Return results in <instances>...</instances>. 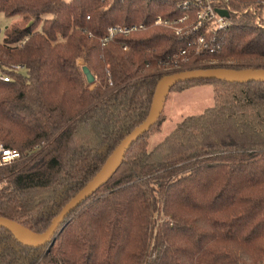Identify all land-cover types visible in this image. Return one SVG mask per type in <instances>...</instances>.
Returning <instances> with one entry per match:
<instances>
[{
	"label": "trees",
	"instance_id": "trees-1",
	"mask_svg": "<svg viewBox=\"0 0 264 264\" xmlns=\"http://www.w3.org/2000/svg\"><path fill=\"white\" fill-rule=\"evenodd\" d=\"M184 1L0 0V15L20 19L0 42V145L20 154L0 168V218L45 233L147 118L165 76L264 70V0H228L219 32L196 29L199 8ZM140 25L104 42L109 28ZM212 35L218 48L197 53ZM199 85L212 107L149 149L157 120L53 243L29 248L0 228V264H264V83L171 91Z\"/></svg>",
	"mask_w": 264,
	"mask_h": 264
},
{
	"label": "water",
	"instance_id": "water-1",
	"mask_svg": "<svg viewBox=\"0 0 264 264\" xmlns=\"http://www.w3.org/2000/svg\"><path fill=\"white\" fill-rule=\"evenodd\" d=\"M219 14L227 17L228 13L220 11ZM83 73L88 82L93 81V76L87 68H83ZM199 80H232L240 82H260L264 83V70L260 71H244L227 68H210L192 71H183L165 76L158 84L154 95L153 103L147 118L136 127L127 137L111 153L105 164L89 181V183L61 210L59 215L53 220L49 229L42 234L33 233L21 225L0 218V228L8 229L13 232L18 242L29 248H41L47 244L53 243L57 231L66 217L75 211L82 203L91 198L97 190H99L117 171L126 152L136 143L143 135H145L158 120L163 103L167 94L172 88L186 81Z\"/></svg>",
	"mask_w": 264,
	"mask_h": 264
},
{
	"label": "built area",
	"instance_id": "built-area-1",
	"mask_svg": "<svg viewBox=\"0 0 264 264\" xmlns=\"http://www.w3.org/2000/svg\"><path fill=\"white\" fill-rule=\"evenodd\" d=\"M149 1V0H144ZM228 0H195L194 3L196 7L199 8L197 12V24L196 29L202 28L206 24L207 30L212 29L214 32L223 31L228 26V21L226 17H223L219 14L220 11H225L228 14L231 12L229 7H226ZM191 6V2L186 0L183 2L182 7L184 9H188ZM248 11H252L250 8L246 10L244 13ZM187 17L185 16L183 19L179 20L180 23H183ZM154 24L156 26H163L170 29L176 34L180 33V29L176 26L177 21H169L167 19H163L161 17H157ZM143 29V26H116L108 29V36L104 38V42H107L114 35L119 34L123 36H127L131 31ZM215 34V33H214ZM217 38L216 35H212L210 39H206L205 37H199L194 45L196 47L197 53L202 52H214L215 49L218 48L216 45ZM125 50V48H123ZM17 70H22L21 66H14ZM4 82H7V78H1ZM20 154L11 149H6L3 145H0V168L6 165H9L17 160H19Z\"/></svg>",
	"mask_w": 264,
	"mask_h": 264
},
{
	"label": "rangeland",
	"instance_id": "rangeland-1",
	"mask_svg": "<svg viewBox=\"0 0 264 264\" xmlns=\"http://www.w3.org/2000/svg\"><path fill=\"white\" fill-rule=\"evenodd\" d=\"M19 20L18 17L7 18L0 15V42L4 36V29ZM79 64L83 65L81 61ZM212 105L213 90L210 85L193 86L184 91L177 89L170 91L163 103L156 128L149 138V149L159 144L183 118L199 115Z\"/></svg>",
	"mask_w": 264,
	"mask_h": 264
}]
</instances>
